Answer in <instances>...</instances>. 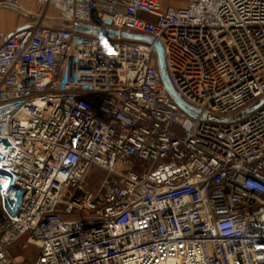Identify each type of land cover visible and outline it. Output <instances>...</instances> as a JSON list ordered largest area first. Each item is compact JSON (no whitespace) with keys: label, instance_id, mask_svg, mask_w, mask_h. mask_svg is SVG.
<instances>
[{"label":"built area","instance_id":"built-area-1","mask_svg":"<svg viewBox=\"0 0 264 264\" xmlns=\"http://www.w3.org/2000/svg\"><path fill=\"white\" fill-rule=\"evenodd\" d=\"M32 1L62 23L0 32V264H264V102L211 119L264 97V0Z\"/></svg>","mask_w":264,"mask_h":264},{"label":"rangeland","instance_id":"rangeland-1","mask_svg":"<svg viewBox=\"0 0 264 264\" xmlns=\"http://www.w3.org/2000/svg\"><path fill=\"white\" fill-rule=\"evenodd\" d=\"M21 3L23 5V8H25L24 10L28 11L29 14H25L24 11H21L18 9L4 7L0 5V31L5 30L1 26L2 20L4 21L6 18V14L4 13L5 9L6 11L8 12L10 11L14 14L17 13V18H18L19 23H17L16 26L30 23V20H31L30 17L32 18L36 17L38 15L43 14L44 12H46V16L51 18V20H44L46 24L53 26V27L61 26V24L59 23H62V22H57V12L55 10L48 9L45 11L42 8L38 7V5L35 4L32 0H21ZM166 5L173 6L174 0H170L169 4H162V7H165ZM102 174L103 172L101 170L91 168L85 178L84 188L92 192L95 191L99 186V182L101 180ZM9 252L12 256L19 255L16 259L17 260L23 259L22 264H31L34 259V249L30 246H26L23 242V238L19 239L14 245H12Z\"/></svg>","mask_w":264,"mask_h":264},{"label":"water","instance_id":"water-1","mask_svg":"<svg viewBox=\"0 0 264 264\" xmlns=\"http://www.w3.org/2000/svg\"><path fill=\"white\" fill-rule=\"evenodd\" d=\"M109 22L106 21V25H108ZM69 28H71L72 30L76 31V32H80L83 34H92V35H97V36H105V37H116L117 33L116 31L113 30H109V29H101V28H93L90 26H86V25H81V24H72L71 26H69ZM122 38H127V39H134V40H138V41H143V42H147V43H151L152 40L148 37H143L140 35H131V34H125L122 33L121 34ZM152 47L154 50V54H155V58H156V65H157V70L159 72L160 75V79L161 82L167 92V94L170 96V98L175 102V104L186 114H188L191 117H195L197 115V112L188 107L187 105H185L174 93V91L172 90L166 74H165V70H164V66H163V59H162V51H161V46L158 42H152ZM264 102V97L260 100H258L256 103H254L251 107L245 109L244 111H242L241 113H239L238 115L232 117V118H227V119H219V118H211L214 121H218V122H229V121H235L239 118H241L245 113L253 110L254 108H256L258 105H260L261 103Z\"/></svg>","mask_w":264,"mask_h":264},{"label":"crops","instance_id":"crops-1","mask_svg":"<svg viewBox=\"0 0 264 264\" xmlns=\"http://www.w3.org/2000/svg\"><path fill=\"white\" fill-rule=\"evenodd\" d=\"M19 1L21 2V0H19ZM35 4H36V3H35ZM38 7L42 8V7L39 6V5H38ZM3 8H4V7H3ZM1 9H2V8H1ZM24 9H25V8H24ZM25 11H26V10H25ZM27 12H28V11H27ZM4 13L6 14V18H5L4 21L2 20L1 26H2V28L5 29V30H4V31H0V32H3V33H9L10 31H12V30L18 28L19 26H21V25L16 26L17 23H19L18 18H17V13L14 14V13H12V12H10V11L8 12V11H6V9H5ZM7 15H8V17H7ZM30 23H31V20H30Z\"/></svg>","mask_w":264,"mask_h":264}]
</instances>
